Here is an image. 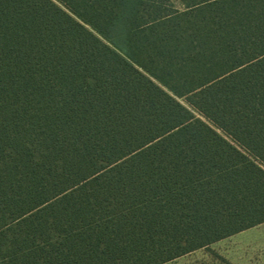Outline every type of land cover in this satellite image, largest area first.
Returning a JSON list of instances; mask_svg holds the SVG:
<instances>
[{"label": "trees", "instance_id": "obj_1", "mask_svg": "<svg viewBox=\"0 0 264 264\" xmlns=\"http://www.w3.org/2000/svg\"><path fill=\"white\" fill-rule=\"evenodd\" d=\"M264 224V0H0V264H166Z\"/></svg>", "mask_w": 264, "mask_h": 264}, {"label": "crops", "instance_id": "obj_2", "mask_svg": "<svg viewBox=\"0 0 264 264\" xmlns=\"http://www.w3.org/2000/svg\"><path fill=\"white\" fill-rule=\"evenodd\" d=\"M263 226L264 224L258 227L243 231L233 237L219 241L211 245L209 248L214 249L215 247H217L218 250L221 248L222 251H221L220 257L222 260H225L229 264H243V263L250 264L254 262H261L262 260L260 261V255L261 253L264 254V229L261 228ZM230 242L232 243V250L225 251V247H230L229 246ZM233 243H238V244L234 245ZM202 250H205V249L195 251V253L202 251ZM193 254L191 253L181 258L197 259L200 257V256H194ZM177 260L178 259L174 261H177ZM172 262H169V263L171 264ZM192 262L196 264L199 261L198 262L192 261Z\"/></svg>", "mask_w": 264, "mask_h": 264}, {"label": "rangeland", "instance_id": "obj_3", "mask_svg": "<svg viewBox=\"0 0 264 264\" xmlns=\"http://www.w3.org/2000/svg\"><path fill=\"white\" fill-rule=\"evenodd\" d=\"M262 229H264V226L261 227ZM238 244V243H233ZM230 247H225V251L232 250V243H229ZM222 249L220 248L219 250L217 249V247H215L214 249H205L199 252H193L192 254L194 256H200L197 259H187V258H180L177 261H173L171 264H194L192 261H199L196 264H229L228 262H226L225 260H222L220 257ZM226 253V252H225ZM232 257V256H231ZM262 260V261H261ZM260 261L261 262H254V263H250V264H264V254L261 253L260 255ZM166 264H170V263H166ZM243 264H248V263H243Z\"/></svg>", "mask_w": 264, "mask_h": 264}]
</instances>
